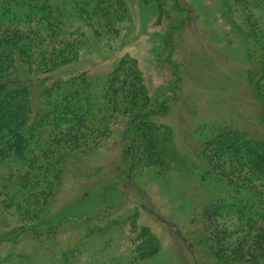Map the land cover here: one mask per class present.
<instances>
[{"label": "trees", "instance_id": "16d2710c", "mask_svg": "<svg viewBox=\"0 0 264 264\" xmlns=\"http://www.w3.org/2000/svg\"><path fill=\"white\" fill-rule=\"evenodd\" d=\"M143 2L158 8L159 21L163 7L176 11L180 3ZM223 2L231 32L243 42L247 84L264 126V0ZM130 25L128 0H0V209L20 223L43 222L68 162L99 148L125 120L124 174L164 176L183 163L135 57L124 55L103 74L70 71L93 40H115ZM198 138V182L224 190L203 207L202 231L192 236L218 264H264V137L216 123ZM125 224L126 253L103 264H145L160 252L156 235L136 218L113 220L99 234ZM28 228L36 235L40 225ZM89 236L63 251L59 264H96L82 259ZM33 263L26 255L0 256V264Z\"/></svg>", "mask_w": 264, "mask_h": 264}, {"label": "rangeland", "instance_id": "374dc122", "mask_svg": "<svg viewBox=\"0 0 264 264\" xmlns=\"http://www.w3.org/2000/svg\"><path fill=\"white\" fill-rule=\"evenodd\" d=\"M143 1L128 0V31L107 43L93 40L70 71L103 74L124 55L135 57L156 107L165 113L157 120L171 128L183 163L164 176L153 170L137 177L124 174L125 120L99 148L68 162L43 222L22 224L11 211L0 209V256L20 254L31 257L33 264H59L63 251L90 235L82 259L103 264L126 253L123 236L128 228L125 224L104 234L99 230H107L113 220L136 218L160 242V252L145 264H218L192 236L202 231L203 207L224 190L215 181L198 182V136L218 123L263 139L261 109L247 84L246 52L231 32L223 0H179L176 11L163 7L167 13L160 21L158 8ZM171 2L166 0L168 7ZM35 224L40 225L36 235L26 230Z\"/></svg>", "mask_w": 264, "mask_h": 264}]
</instances>
